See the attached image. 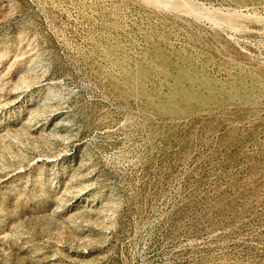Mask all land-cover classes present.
<instances>
[{"label":"rangeland","instance_id":"1","mask_svg":"<svg viewBox=\"0 0 264 264\" xmlns=\"http://www.w3.org/2000/svg\"><path fill=\"white\" fill-rule=\"evenodd\" d=\"M0 264H264V0H0Z\"/></svg>","mask_w":264,"mask_h":264}]
</instances>
